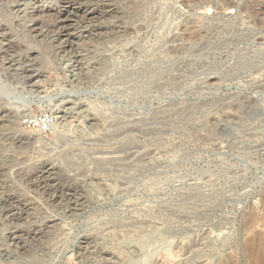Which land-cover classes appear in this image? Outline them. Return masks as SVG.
Masks as SVG:
<instances>
[{
    "label": "rangeland",
    "instance_id": "rangeland-1",
    "mask_svg": "<svg viewBox=\"0 0 264 264\" xmlns=\"http://www.w3.org/2000/svg\"><path fill=\"white\" fill-rule=\"evenodd\" d=\"M263 143L264 0H0V264H248Z\"/></svg>",
    "mask_w": 264,
    "mask_h": 264
},
{
    "label": "bare ground",
    "instance_id": "bare-ground-1",
    "mask_svg": "<svg viewBox=\"0 0 264 264\" xmlns=\"http://www.w3.org/2000/svg\"><path fill=\"white\" fill-rule=\"evenodd\" d=\"M43 123H46V119L40 121L39 125ZM245 252L248 264H264V238L258 233H251L245 240ZM229 264H235V262L231 260Z\"/></svg>",
    "mask_w": 264,
    "mask_h": 264
},
{
    "label": "built area",
    "instance_id": "built-area-1",
    "mask_svg": "<svg viewBox=\"0 0 264 264\" xmlns=\"http://www.w3.org/2000/svg\"><path fill=\"white\" fill-rule=\"evenodd\" d=\"M258 154H259L260 160L262 161V164L264 165V143L260 147Z\"/></svg>",
    "mask_w": 264,
    "mask_h": 264
}]
</instances>
